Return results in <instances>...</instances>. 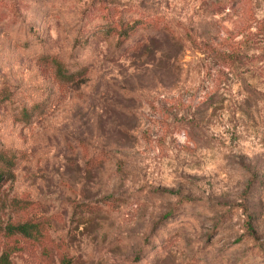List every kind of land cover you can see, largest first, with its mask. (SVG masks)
<instances>
[{
  "label": "rangeland",
  "instance_id": "374dc122",
  "mask_svg": "<svg viewBox=\"0 0 264 264\" xmlns=\"http://www.w3.org/2000/svg\"><path fill=\"white\" fill-rule=\"evenodd\" d=\"M0 147L9 264H264V0H0Z\"/></svg>",
  "mask_w": 264,
  "mask_h": 264
},
{
  "label": "trees",
  "instance_id": "16d2710c",
  "mask_svg": "<svg viewBox=\"0 0 264 264\" xmlns=\"http://www.w3.org/2000/svg\"><path fill=\"white\" fill-rule=\"evenodd\" d=\"M224 55V54H223ZM50 61L54 65V73L59 79H70L71 75L65 74L62 65L55 58H51ZM13 153L12 151H6L0 147V186L2 183L10 178L13 173ZM9 232H17L22 236L34 237L39 231L38 223L35 221L25 220L21 222H15L7 225ZM0 264H9L8 256L6 253L0 254Z\"/></svg>",
  "mask_w": 264,
  "mask_h": 264
}]
</instances>
